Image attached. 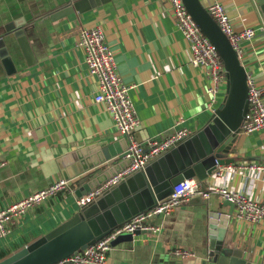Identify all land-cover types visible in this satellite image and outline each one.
I'll return each instance as SVG.
<instances>
[{
    "label": "crops",
    "instance_id": "obj_1",
    "mask_svg": "<svg viewBox=\"0 0 264 264\" xmlns=\"http://www.w3.org/2000/svg\"><path fill=\"white\" fill-rule=\"evenodd\" d=\"M218 1L235 31L254 28V38L240 44V63L246 77L264 93V18L259 4L257 0ZM65 4L63 8L68 0H0V41L15 68L7 75L0 63V209L62 179L60 157L90 144L106 146L123 139L104 106L93 101L97 79L89 76L76 43L83 28L102 30L117 72L130 87L139 122L133 135L142 145L179 129L193 133L203 128L224 98L221 90L216 103L208 107L204 72L189 64L188 44L169 16V5L161 0H109L83 14L74 12L51 21L49 16ZM20 29L25 30L34 56L31 65L13 34ZM226 158L234 159L228 166L264 164V131L240 132ZM219 183L255 201L264 198V175L234 172ZM79 185L10 225V232L0 239V262L76 214L73 193ZM202 189L209 192V179ZM190 199L156 220L158 233L117 236L111 241L108 262L170 264L174 259L191 264L208 244L209 214H226L230 208L213 192L202 199L204 204L189 203ZM233 212L227 230L249 260L264 264L263 227L249 230L234 220ZM174 249L189 250L194 258L175 259Z\"/></svg>",
    "mask_w": 264,
    "mask_h": 264
},
{
    "label": "water",
    "instance_id": "obj_2",
    "mask_svg": "<svg viewBox=\"0 0 264 264\" xmlns=\"http://www.w3.org/2000/svg\"><path fill=\"white\" fill-rule=\"evenodd\" d=\"M109 0H68L67 7L49 16L57 21L76 12L83 14ZM187 12L203 34L216 47L227 72L226 94L203 128L147 165L142 171L127 176L119 184L105 191L90 205L82 207L67 221L46 235L5 258L0 264H55L70 254L84 250L106 236L113 228L148 208L167 201L172 187L186 179H207L220 166L232 164L226 158L241 132L240 126L247 110L246 74L236 53L217 24L208 15L200 0H182ZM264 18V0H257ZM16 43L28 65L34 56L25 30L14 32ZM0 63L5 73L15 72L14 64L4 42L0 41ZM120 146V147H119ZM125 139L104 146L94 143L75 150L57 160L62 179L68 187H75L79 198L101 185L128 164L123 159ZM189 203L204 204L201 197ZM230 210L226 214L211 212L208 222V244L191 264H259L249 260L247 251L239 248L227 230L234 206L224 201ZM218 217L219 222L215 221ZM178 263L174 259L170 260ZM170 263V264H173Z\"/></svg>",
    "mask_w": 264,
    "mask_h": 264
},
{
    "label": "built area",
    "instance_id": "obj_3",
    "mask_svg": "<svg viewBox=\"0 0 264 264\" xmlns=\"http://www.w3.org/2000/svg\"><path fill=\"white\" fill-rule=\"evenodd\" d=\"M161 3L169 5V16L175 28L180 31L188 44L190 51L189 64L204 72L207 80L206 94L210 98L208 107L212 108L221 90H223L222 93L225 96L228 83L227 72L219 53L187 12L182 0H161ZM202 5L227 38L231 48L240 60L243 54L240 44L254 38V28L235 31L231 20L218 0H205ZM76 43L83 51L89 76L97 79V93L94 95L93 101L104 106L115 125L118 137L125 139L127 147L123 152V159L129 161L124 168L101 185L76 198L75 204L79 210L90 205L97 197L119 184L130 174L142 171L147 165L176 148L190 138L192 132L187 129H179L162 139L148 140L143 145L138 143L133 133L139 122L129 97L130 87L123 83L117 72L113 52L107 45L102 30L99 27L83 28L78 34ZM246 85L247 110L240 126L241 132L248 134L260 130L264 131L263 90L258 88L249 78L246 79ZM244 171L255 173L257 176L264 175V164L239 163L236 167L228 165L217 167L207 178L209 179V192L202 189V182L197 179L183 180L172 187V194L167 201L157 203L138 213L113 228L95 244L75 254H70L55 264H110L107 253L110 251L111 241L117 236L123 233L132 235L139 233L156 234L160 230V226L156 224L158 218L168 215L190 198L199 196L203 200H207L211 192L218 194L220 199L233 204V218L235 221L240 222L249 230L255 226H261L264 231V198L261 201H255L250 199L244 192L230 190L220 183L216 185L217 182H223L230 173H242ZM69 190L66 180H54L45 189L36 191L1 208L0 239L6 237L10 232L9 226L18 222L29 210L58 195L69 194ZM171 255L175 259H185L193 257L194 253L186 249H174L171 251Z\"/></svg>",
    "mask_w": 264,
    "mask_h": 264
},
{
    "label": "rangeland",
    "instance_id": "obj_4",
    "mask_svg": "<svg viewBox=\"0 0 264 264\" xmlns=\"http://www.w3.org/2000/svg\"><path fill=\"white\" fill-rule=\"evenodd\" d=\"M207 181H208V179H205V180H203V181H201V182H202L203 184H206ZM64 205H66V204L64 203Z\"/></svg>",
    "mask_w": 264,
    "mask_h": 264
},
{
    "label": "trees",
    "instance_id": "obj_5",
    "mask_svg": "<svg viewBox=\"0 0 264 264\" xmlns=\"http://www.w3.org/2000/svg\"><path fill=\"white\" fill-rule=\"evenodd\" d=\"M64 6H66V4L65 5H62L61 8H63Z\"/></svg>",
    "mask_w": 264,
    "mask_h": 264
}]
</instances>
